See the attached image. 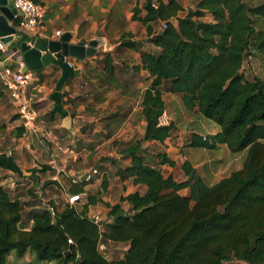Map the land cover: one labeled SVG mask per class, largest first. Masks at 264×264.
I'll use <instances>...</instances> for the list:
<instances>
[{"label":"trees","instance_id":"1","mask_svg":"<svg viewBox=\"0 0 264 264\" xmlns=\"http://www.w3.org/2000/svg\"><path fill=\"white\" fill-rule=\"evenodd\" d=\"M255 1L197 0L194 9L185 12L176 0H143L140 8H133V21L159 23L161 29L148 42L155 51L120 39L119 48L139 55V63L130 67L134 75L146 74L140 94L144 127L140 139L114 143L125 163H111L120 182L143 192L136 190L108 204L101 198L108 187L104 173L102 190L94 194L85 193L86 181L70 183V195L85 194L79 207L67 203L60 211L54 205L30 210L25 222L24 203L0 185V264H7L12 254L16 260L32 256L27 264H264V79H249L244 72L248 59L264 65V0ZM103 58L100 65L113 81V71L125 67L113 65L109 54ZM76 77L75 71L64 86ZM164 92L179 95L185 111L218 127L215 134L189 133L186 148L244 152L241 167L213 185L188 159L181 165L183 180L165 176L162 167H173L174 160L166 153L151 156L144 147L164 144L175 129L171 122L159 124L166 107ZM56 116L50 111L49 121ZM105 119L113 121L114 116ZM24 131L21 126L14 138ZM2 171L22 174L6 151H0V182ZM98 204L106 209L103 224L89 215ZM114 244L126 248L121 257L111 259L106 245Z\"/></svg>","mask_w":264,"mask_h":264},{"label":"rangeland","instance_id":"2","mask_svg":"<svg viewBox=\"0 0 264 264\" xmlns=\"http://www.w3.org/2000/svg\"><path fill=\"white\" fill-rule=\"evenodd\" d=\"M176 1L182 5L186 12L189 9H194L197 0ZM251 1L256 2L255 0ZM134 4V0L129 1L127 5L129 13H132ZM180 15L183 16L184 13ZM205 20H207V18H205ZM160 29L161 25L159 23L142 25L136 21H131V35L139 38L137 41L141 43L143 50L155 51L153 46L148 42L151 38V34L155 35ZM51 32H53L52 29ZM97 36L101 37L99 35ZM92 41L97 42L96 39ZM124 56V60L117 61L116 63L119 62L120 64L115 66L119 67L122 65L128 68L131 64L136 65L139 62L137 54L133 51H127V54ZM248 61H250V66L247 64ZM98 63V61L96 63L94 62V64L90 66L95 68ZM94 71L96 70L94 69ZM244 72L249 79L254 77L264 79V65L259 59H248L244 63ZM55 75H57V71H51L48 74H44V79L40 80L39 78V84L45 82V85H47L45 91L51 89L53 86L55 87L54 82L51 81ZM144 76H146L145 73ZM85 80L87 79L82 77L79 82L81 83L82 81V83H87ZM99 81L100 80H98V82ZM143 82V86H146L147 84L144 79ZM36 84H38V82L31 84L28 88V95L32 98L31 108L37 115L35 126L41 125L44 132H50L52 135L56 136L57 143L59 144L58 147L61 148V150L56 149L57 146L45 136L44 132L41 133V135L37 132L36 135L32 131L27 130L28 133L23 136L18 145L13 141V134L17 129H20V125L23 124V121L16 114V108L8 98V94L6 95L0 88V151L10 152L23 172L21 175H15L2 171L1 175L3 180L0 182V185L6 188L12 198L18 199L24 203V221H27L25 217L30 210L51 208L53 205L56 210H62L68 200V187L72 178L77 181L78 178L84 176L83 173L92 170H97V174L91 182H87L85 193L94 194L98 190L101 191V182L105 173L108 179V187L106 191L102 192L101 198L108 204H115L119 202L120 197H124L136 190L143 192V189L134 187L130 182L122 183L116 179L114 176L116 165L111 163V160L115 162L122 161L120 156L116 153L117 148L114 146V143H132L140 139L143 135L140 102L138 97L134 95L135 93H127V100L123 104V106L127 108L120 109L121 112H127V115L122 121H120V115L118 113L117 115H119V117L110 121L105 127L106 121L99 120L96 122L95 119H97L99 115H111V112H116L113 104L115 103L114 96L116 97L118 93L111 92L105 82L99 83L98 89H95L91 84H87L93 90H103L102 93H97L95 95L96 99H103L106 94V97H112L111 102L113 104H104V106L98 110L94 109L82 113L78 111L80 106L75 104L72 105L71 109H76V116L82 119L80 120L81 122L75 126L79 132L75 134L74 138L73 135L68 136L54 128L60 123L59 117H54L53 121H49V110L52 108L53 103L46 97L47 92L45 93V91H43L39 93L36 92L37 90L32 91ZM75 84H77V81ZM78 85L80 84L78 83ZM70 86L71 90H73V85L71 84ZM139 94L138 92V96ZM43 96L45 98H43ZM163 99L166 105L164 115L168 123L171 122L174 124L175 129L171 137L167 139L164 144L146 143L144 147H146V150L151 156L159 153H166L174 160L175 165L173 167H162L165 176L171 175L176 181L183 180L184 175L181 170V165L185 159H188L193 167L198 169L204 181L209 185H213L222 178L228 176L232 171L241 167L245 156L244 152L233 154L225 147H221L215 151L186 148L185 145L189 133L195 132L207 135L213 134L214 132L215 134V129L218 130V127L198 114L194 115L185 111L179 95L164 92ZM75 106H77V108ZM127 116H130V118H127L126 122L123 121ZM89 117H91L92 120ZM18 146L20 147L19 150H14ZM54 150L61 155V159H66L67 161L65 164L61 162L63 165H60L58 174H56V170L52 169L51 165L48 164L52 159L50 154ZM122 163L125 162L122 161ZM45 167H48L49 170L42 171ZM30 171H32V174ZM69 172H71V174H68ZM53 176L56 179L54 181L57 185H46V183L52 182ZM181 194L185 195L187 191H182ZM72 205L79 207L81 204L77 201ZM123 207L126 209L128 205L124 203ZM89 215L93 218L98 217L100 221H103L106 218V209L103 205L98 204L90 208ZM28 223L29 224L26 223V228L30 226V222ZM125 248L126 246L124 245H106V256L111 259L119 258L122 256ZM31 260L32 256L30 255H27L23 259L16 260L14 254H12L8 257L7 264H27Z\"/></svg>","mask_w":264,"mask_h":264},{"label":"crops","instance_id":"3","mask_svg":"<svg viewBox=\"0 0 264 264\" xmlns=\"http://www.w3.org/2000/svg\"><path fill=\"white\" fill-rule=\"evenodd\" d=\"M34 1H36V3L43 8V12H44V17L40 25V37L39 38L58 39L59 37H55V32L60 31L61 36L65 33H69L71 35V41H70L71 44L83 43L86 45L93 39H96L98 42L97 47H96V53L92 58H86L84 61H77L73 58L67 59V61L71 63L74 69V72L76 71L77 77H76V80L72 83L74 87L73 90H71L70 85L63 86L62 104L64 101H70V100H75V98H79V102L76 103L75 105L80 106L78 108V111H80L81 113L84 111L89 112L94 109L98 110L102 108L104 104H108V103L113 104L111 102L112 97H106V94L103 99H96L95 95L97 93H102L103 90H93L90 88V86L87 85V84H91L94 86L95 89H98L97 87H99V83L105 82L107 87L111 90V92L118 93V94L115 93L117 95L116 97L114 96L115 103L113 104L116 109V112L115 111L111 112L112 113L111 115L110 114L99 115V117H97L95 121L96 122L99 120L102 121L106 117H109V116H114V120H115V118L119 117V115H120V121H122V119L127 115V112H121L120 109L127 108L126 106H123V104L127 100L126 98V96H128L127 93H132V94L135 93L134 95L138 97L139 102H140V94L142 93L143 88H144L142 84L143 83L142 77L144 76V72L141 71L139 74L134 75L132 69H130V67L133 66L132 64L128 67L129 69L126 67L123 68V70L121 69L119 70L116 68L115 71H113L114 79L112 81V79L109 80L107 78L108 75H106L105 70L102 67L103 65H100V63L104 59L103 58L104 54H109L112 57L113 65H117V64L119 65L120 63L119 62L116 63V62L124 60L123 57H125L124 55H126L127 51L129 50L119 48L120 39L122 37L138 42L137 40H139V38L132 36L131 35L132 31H130L131 21L133 20L131 19L132 13H129V10L127 9V5L129 1H132V0H34ZM134 1H135L134 7L140 8L143 3V0H134ZM14 22L15 20L13 21L12 24L16 26ZM51 29L53 32H51ZM19 35L20 34L17 32V36ZM97 35L101 37H98ZM153 35L154 34H151V37ZM130 51H133V50H130ZM135 53L137 54L138 59H139L138 53L137 52ZM97 61L99 63L98 65H96L95 68L93 66H90L91 64H94V62L96 63ZM94 69L96 71H94ZM51 71H57V75H55V77L51 79V81H53L55 85V83L57 82V79L60 76L59 69L54 70V66H49L47 68H44L40 72H41V75L44 76V74H48ZM37 73H33L34 82H32V84L33 83L35 84L36 82H38V84H36V86L33 88L32 91L37 90L36 92L40 93L46 90L47 85H45V82L42 84H39L40 77ZM82 77L87 79L85 80L87 83H82V81L81 83L79 82ZM98 80L100 81L98 82ZM76 81H77V84H75ZM78 83L80 85H78ZM124 83L128 85L130 84V85L128 86V85H125ZM53 87L45 91V93L47 92L46 94L47 98L49 97L50 94L54 92L55 87L54 88ZM138 92L140 93L139 96H138ZM27 98H29L30 101L32 102V98L28 95V93H27ZM43 98L45 97L43 96ZM72 105L73 104H70V102H66L65 104H63V107L67 111L68 115H70L73 118L78 119V122L76 124H73L71 127L73 130V133H71L67 129H63L60 127L63 117L58 114L56 117L60 118V123L54 128L58 129L59 132L65 133L66 135H68L66 132H69L70 135L68 136L73 135L74 137L75 134L79 132L75 126L79 122H81L80 120L82 119L79 116L71 115V112L73 111L76 113V109H71ZM14 106L16 108L15 104ZM77 106L75 107L77 108ZM53 107H54V104L52 105V108H50L49 111L52 112ZM118 113L119 115H117ZM16 114H17V109H16ZM89 118L92 120L91 117ZM127 118H130V116H127L125 120L123 121L126 122ZM104 121H106V125H108L109 122L112 120L105 119ZM21 126H25V124H21L20 127ZM142 126L144 127L143 122H142ZM42 128L43 127L41 125L35 126V123L33 127L31 128H27L25 126V131H24L23 136L28 133L27 130L32 131L36 135L38 132V134L41 135V133L44 132ZM217 131L218 130L215 129V133ZM44 133H45V136L48 139H50L55 146H57L56 149L61 150V148L58 147L59 144L57 143L58 142L57 137L52 135L50 132H44ZM23 136L18 139L13 138V141L16 142L18 145L21 142ZM19 148L20 147L18 146L14 150L18 151ZM50 156L52 157V159L48 162V164L51 165V168L56 170V174H58V172L60 171L59 169L60 165L65 164L67 161L66 159H61L62 158L61 155L56 153L55 150L50 154ZM30 173L32 174V171H30ZM86 173L87 172L83 174L85 175ZM68 174H71V172H69ZM69 176H72V175H69ZM83 177L78 178L77 181H81ZM54 180L56 179L53 176L52 181ZM77 181L74 180V178H72L70 183H76ZM84 191H86V186L84 187ZM70 196L72 195L69 194L68 199ZM84 196L85 194H81L80 198H84ZM67 203H68V200H67Z\"/></svg>","mask_w":264,"mask_h":264},{"label":"water","instance_id":"4","mask_svg":"<svg viewBox=\"0 0 264 264\" xmlns=\"http://www.w3.org/2000/svg\"><path fill=\"white\" fill-rule=\"evenodd\" d=\"M16 18V10L13 8L12 0H0V41L10 50L19 56L25 67L24 72L37 73L44 68L54 66L60 70V76L55 84V89L48 99L53 102L52 112L63 117L61 128L73 133L72 125L78 122L77 118L68 115L62 104V89L66 81L74 76V69L67 59L73 58L77 61H84L92 58L96 53L97 42L90 41L88 44H71V35L63 34L58 39L32 38L28 41H21L17 36V30L12 24ZM84 179V177H83ZM81 179V181H83ZM94 222L95 219L92 218ZM103 224L105 221H98Z\"/></svg>","mask_w":264,"mask_h":264},{"label":"built area","instance_id":"5","mask_svg":"<svg viewBox=\"0 0 264 264\" xmlns=\"http://www.w3.org/2000/svg\"><path fill=\"white\" fill-rule=\"evenodd\" d=\"M13 8L16 10L17 25L15 26L20 35L28 40L40 37V25L44 17L43 8L34 0H12ZM166 28V23H162ZM61 32L56 31L55 37H60ZM72 67L71 63L68 62ZM25 64L15 52H10L0 41V86L8 94L12 103L16 105L17 114L27 128L33 127L36 115L31 108V101L27 98L28 87L34 82L32 72H24ZM160 125H167L166 116L163 115L159 120ZM97 174L96 170L87 172L84 175V181L90 182ZM80 196H70L69 204H74ZM96 222L100 221L98 217L94 218ZM71 243V241H69ZM101 249L103 247H100Z\"/></svg>","mask_w":264,"mask_h":264}]
</instances>
